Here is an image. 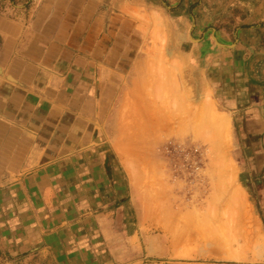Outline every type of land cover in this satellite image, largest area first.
<instances>
[{
    "label": "crops",
    "instance_id": "1",
    "mask_svg": "<svg viewBox=\"0 0 264 264\" xmlns=\"http://www.w3.org/2000/svg\"><path fill=\"white\" fill-rule=\"evenodd\" d=\"M241 3L263 23L234 46L223 32L219 57L189 24L201 0L0 4V264H208L253 244L217 236L212 221V236L192 228L207 231L165 156L173 80L196 90L203 78L212 96L223 76L242 147L233 184L264 235V0ZM214 174L225 207L229 184Z\"/></svg>",
    "mask_w": 264,
    "mask_h": 264
},
{
    "label": "rangeland",
    "instance_id": "2",
    "mask_svg": "<svg viewBox=\"0 0 264 264\" xmlns=\"http://www.w3.org/2000/svg\"><path fill=\"white\" fill-rule=\"evenodd\" d=\"M30 1L31 0H0V4L2 5L7 3L11 4L12 2L17 5H21L22 3L28 5ZM241 1L244 2V0H201V4L199 5V7L197 6L195 7L196 8L195 12L197 14H195V16H192V19H190L189 24L192 27L196 25V27L199 28L200 30L199 37L200 39H204L202 46H204L205 44V47L208 48L212 47V49H215L216 52H219L216 54V56L218 55L217 57L221 55L220 52H224L222 48V43H220L222 42L221 40H223V36H222L223 32H225L228 35L226 41L228 42L229 46H234V44L237 43L238 39L241 38L240 34H237V31L240 28H244V27L246 28L248 24L258 25L263 23L262 21H260V19L249 21V18H253L255 16H241V13L244 12L242 9L243 5H241L242 4ZM153 17L154 20L159 21L158 24L161 29L160 32L164 36V28H163L164 25H163V21L161 20V17L159 16H153ZM255 29L260 30L259 27H256ZM163 36L160 37L162 44L165 43L164 42L165 38ZM242 37L244 39L248 38L247 35L244 36L242 35ZM252 38L253 39L255 38L254 35L252 36ZM189 40L196 41L197 39L189 38ZM250 40H248L249 43ZM260 40L264 41V37L262 38V36H260ZM222 61L223 60L217 62V66H220L222 68V66L224 65ZM204 63L205 62L203 61L201 65H203ZM210 70L208 72H211ZM233 72H235V70H233ZM220 74L222 75V71L220 72L217 69L215 74L216 77H219ZM217 79L218 78H216L217 82L215 87V93L212 96L210 95V87L207 81L203 78L199 81V84L197 86L199 87L201 83H205L206 86H208L209 89L206 90V92L207 91L208 92L207 93L204 92V94H198L199 93L197 91L198 88H196L195 90L194 86L191 87L190 85L188 86L185 85L181 90L179 89V86L174 80L171 81V84L170 81H168L167 108L169 110L168 112L169 116L165 124L166 127H168L170 130L166 128V135H167L166 138L168 141V146L165 149L167 153V155L165 156H167V160L169 162L168 164H171V167L169 165V168L172 169L174 172L173 175L176 180V185L174 186V188H176L179 198L183 203V206L187 207L188 204L191 203V201H193V203L196 202L198 208L197 216L200 223L206 226V228L205 227L204 228L208 231L209 228L207 226L209 225L210 221H212L211 223L215 225V228L217 230H220V233L216 234L217 236L226 238L229 242L235 243L236 233L234 229L231 231V223L228 222V218L231 217L237 210L231 207L229 203H227L228 201L226 202L225 207L223 206L222 203H220V200L225 197L224 196L225 194H221L220 192H218L216 186L214 188V184H215L214 172L217 173V168L216 166H214L212 162V155H211L212 149L206 139H204L202 136L198 138V135L192 131V128H190L191 120H192L190 116L193 113V111H191L190 108L191 109L194 108V105L196 106L199 102H201L199 104L204 106L203 112L205 115L208 116L211 114L212 111H216L219 113L222 112L228 117L229 119L228 129L230 136L229 152L231 158L235 162L236 176H237L238 173L237 170H239L240 168L239 160L242 152L241 150L242 147L240 146V142H239L240 132L238 127L236 126L237 118L231 116L230 113L225 110L223 101L220 99L223 93V87L221 86V84H219V82L222 83L223 76L220 78V80ZM205 95L207 97H205ZM199 98H203L205 101H202L203 99L199 100ZM186 107L188 108L186 109ZM184 112L187 116H188L187 112H189L190 118L189 117L186 118L187 120H189L188 122L186 119H183L186 117L183 114ZM182 120H184V122L189 124L188 125L182 124L183 129L180 130L178 129V127H180L179 125L181 124V122L184 123ZM121 152L123 154L124 162L127 165L128 164L127 163L128 159L126 158L127 154L124 153L122 149ZM209 158L211 160H209ZM239 174H240V179H243L244 173L240 172ZM235 183L239 185V183L236 181V177H235ZM194 193H197V195H194ZM245 196L247 195L245 194ZM247 201L250 208V213L252 215H255L251 209L248 197H247ZM210 216L211 219L209 218ZM222 216H224L223 219L220 218ZM193 229L195 231L197 230L198 235L199 232H201L202 234L203 228L199 229L194 227ZM225 229H227V231ZM201 234H200L201 236L200 238H204L205 234L207 236L210 235L206 232L202 235ZM261 243L263 247H256L255 245L245 246L243 242H241V244H239L238 246L232 244L231 245V247L233 248L231 251L232 253L230 252L231 253L230 255L232 257L230 259L224 261L207 262V263L208 264H264V259L261 260L258 259L257 261L251 255V253L253 254L257 251L260 255L257 258L263 257L262 254L264 253V235L262 236L261 239H259V244ZM217 247L221 248L220 245H217ZM242 248L248 251H243Z\"/></svg>",
    "mask_w": 264,
    "mask_h": 264
},
{
    "label": "bare ground",
    "instance_id": "3",
    "mask_svg": "<svg viewBox=\"0 0 264 264\" xmlns=\"http://www.w3.org/2000/svg\"><path fill=\"white\" fill-rule=\"evenodd\" d=\"M207 89H209L208 86L204 85V83H201L199 85V87H198V92H199L198 94H204V92L207 93L208 92V91L206 92ZM205 97H207V96L205 95ZM205 97H203V98H205ZM203 98H199V100H201ZM202 101H205V100L203 99ZM199 103H201V102H199ZM199 103L197 104L198 106L194 105V108H192V109L190 108V110L193 111L192 115L190 116L191 119H192V120L190 119L191 120L190 128H192V131L198 135V138L202 136L204 139H206L208 141V143L210 144V147L212 149L211 150V152H212V154H211L212 155V162H213L214 166H216V168H217V174L221 175L224 183L229 184V188H227V189H229L230 191H229V194H228V196L226 198V201H228L227 203H229V205L231 207H233V208H235L237 210L236 211L237 213L235 212L231 217L228 218V222L231 223V231L234 229L235 231L240 232V234H242V236L244 238V242L249 237V238H251L250 241L252 240V242H253V244H251V245H255L256 247H263L262 243L259 244V239L262 238L263 234L260 232V230H259V228L257 226L252 227V225H250V223H249L250 218H251V214H250V208H249V205H248L247 197L246 196L244 197V194L239 192L236 189V187L234 186L235 183L233 184V179H235L234 177H236L235 176L236 168H235V163H234L233 159L231 158L230 152H229V147H230V136H229V129H228L229 128V119L222 112L219 113V112H216V111H212L210 115H208V116L205 115L204 112H203L204 106H202ZM187 108L188 107H186V109ZM189 112H187L188 116L185 114V112L183 113L186 116L183 119H186V118L189 117ZM182 121L184 122V120H182ZM188 121L189 120H187V122ZM182 124L184 125V124H187V123L186 122H184V123L181 122V124L179 125L180 127H178V129H180V130L183 129ZM185 129H187V128H185ZM187 132H189V131H187ZM128 155H126V158L129 161ZM138 156H136V159H137ZM140 156H142V154ZM145 157H147V160H148V156L146 154H145ZM126 158H125V161H126ZM139 159H141V158H139ZM209 160H211V159L209 158ZM151 161L152 160H150V162ZM139 162H140V160H139ZM145 162H146V159H145ZM142 165H143V163H142ZM145 166H147V165H145ZM148 166L150 167V164H148ZM153 166H154V164H153ZM153 166L151 165V167H153ZM143 167H144V165H143ZM149 170H148V172L152 171V170H150V171ZM217 174H216V176H218ZM218 179H220V177H218L217 180ZM218 182H220V181H218ZM224 183L221 182V184H224ZM217 186H219L218 183H217ZM237 186H239V185H237ZM220 187H221V185H220ZM216 188L218 189V187H216ZM225 188L226 187H222L223 190H225ZM222 189H220V190H222ZM212 216H214V215H212ZM202 217H204V216H202ZM209 218L211 219V216ZM184 221H186V220H184ZM204 222H205V220H204ZM199 229H200V226H199ZM212 230H213V228H212ZM225 230L227 231V229H225ZM205 232L208 233L210 231H205L203 229L202 230V234H204ZM200 234H201V232H199V235H197V236H200ZM208 236H212V234L210 233V235H208Z\"/></svg>",
    "mask_w": 264,
    "mask_h": 264
}]
</instances>
